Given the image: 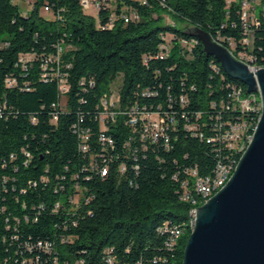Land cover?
<instances>
[{"label":"trees","instance_id":"1","mask_svg":"<svg viewBox=\"0 0 264 264\" xmlns=\"http://www.w3.org/2000/svg\"><path fill=\"white\" fill-rule=\"evenodd\" d=\"M83 1L35 0L25 13L19 0H0V264H184L193 209L180 199L185 170L212 174L231 154L209 142L217 123L255 129L261 117L260 99L207 51L199 32L264 68V0L247 22L229 0H96L98 19ZM47 5L51 18L41 14ZM23 55L32 57L26 68ZM117 79L124 106H146L174 123L171 148L162 139L143 146L129 115L103 114L101 100ZM238 87L258 110L231 105ZM102 134L114 147L104 148ZM92 163L108 166L109 176L99 177ZM79 189L88 200L72 215ZM167 223L189 224L169 238L161 231ZM47 242L52 252L40 247Z\"/></svg>","mask_w":264,"mask_h":264},{"label":"water","instance_id":"2","mask_svg":"<svg viewBox=\"0 0 264 264\" xmlns=\"http://www.w3.org/2000/svg\"><path fill=\"white\" fill-rule=\"evenodd\" d=\"M207 51L229 75L260 93L262 116L228 184L197 208L184 264H264V69L252 72L211 37L199 32Z\"/></svg>","mask_w":264,"mask_h":264},{"label":"built area","instance_id":"3","mask_svg":"<svg viewBox=\"0 0 264 264\" xmlns=\"http://www.w3.org/2000/svg\"><path fill=\"white\" fill-rule=\"evenodd\" d=\"M260 0H232L230 4H238L242 13V17L244 22H247L249 19L252 18V10L254 6L259 3ZM25 3V0H19V5L21 6L22 10L24 11L25 7L21 4ZM31 7H27L25 10L30 11L34 9L32 7V2L29 1ZM96 4V2H95ZM94 4V5H95ZM84 7H90L88 0L83 1ZM93 5V4H92ZM85 7V8H86ZM262 7V6H261ZM45 13L53 14V9L51 6L47 5L42 8ZM264 10V5H263ZM25 12V11H24ZM27 13V12H25ZM128 21V20H127ZM61 53V51H59ZM32 61V57L28 55H23L19 58V63L26 68L27 65ZM49 64V60H47ZM47 69V66H44ZM48 75L45 74V77ZM6 83L9 86H14L17 84V80L14 78H8ZM61 92L64 93L68 91V84L61 80L60 86ZM119 89L118 94L112 93L110 95H105L102 98V105L104 108L103 114L106 115L108 118L112 120H116L117 117L121 116L122 114L129 115V119L127 124L130 127H133V133L136 134L138 132L139 139L144 142L142 143L143 146L150 143H157L160 139L164 140L166 148H171L172 146V138L169 134V130L172 124H168L166 118L161 115L159 111L154 109L149 110L146 106L140 107L138 105H133V107H126L123 104L122 94ZM157 93H155L156 95ZM150 96L154 95L153 92L143 93V96ZM184 97V96H183ZM231 105L241 111L242 113L250 112L252 110H258L256 108V103L253 102V98L247 96V92L243 87H238L234 94L231 101ZM185 117V116H184ZM139 119H142L143 126L142 128L138 129L136 127L138 125ZM217 132L213 139L209 140L210 143L215 141H220L222 144L225 145V149H227L231 154L227 156L226 160H220L217 163L216 168L213 170L212 174H201L197 167H188L185 170L186 178L181 182L180 188L182 194H180V199L183 202H186L193 206V209L190 211L189 216H191L192 222V215H197V207L203 206V199H207L209 194H212V191L217 189V185L221 184V180L224 179V176L227 175V171L233 166V159L236 158L238 155L239 149L245 146L244 144V136H248L251 134V129L248 128V124L243 122L241 124H230L229 127H225L224 125L217 123L214 127ZM91 140V134H84L82 136V142L80 144V150L83 153L90 152L89 150V142ZM152 142H151V141ZM105 149L110 147H114L115 140L112 136L102 134L98 140ZM145 148L148 149L146 146ZM93 159V157H91ZM92 171H96L97 175L101 178H106L109 176L110 171L108 166H99L98 164H91ZM125 170V167H122V171ZM174 180L180 181V175L176 174L173 177ZM88 200L86 196V191L84 189H79L77 196L70 199V208L68 210L69 214L77 215L79 210L83 207L84 203ZM60 205H57L59 208ZM189 223H181L179 227H172V224L167 223L161 228V231L168 234L169 238H174L176 233H186V226ZM168 245V242H167ZM40 247L46 249L48 252H52L54 250L53 245L50 243H40ZM170 249V247H168ZM79 264H84V262H80ZM111 264V260L109 261Z\"/></svg>","mask_w":264,"mask_h":264},{"label":"bare ground","instance_id":"4","mask_svg":"<svg viewBox=\"0 0 264 264\" xmlns=\"http://www.w3.org/2000/svg\"><path fill=\"white\" fill-rule=\"evenodd\" d=\"M229 2H232V0H229ZM215 43V42H214ZM247 43H249V40H248V42ZM217 44V43H216ZM219 45V44H218ZM220 46H222V45H220ZM224 47V46H223ZM227 49V48H226ZM228 50V49H227ZM229 51V50H228ZM230 52V51H229ZM231 53V52H230ZM232 54V53H231ZM233 56V55H232ZM234 57V56H233ZM235 58V57H234ZM236 59V58H235ZM238 60V59H237ZM240 61V60H239ZM242 62V61H241ZM244 63V62H243ZM246 64V63H245ZM248 65V67H249V69L252 71V72H257V71H259V70H261V69H264V68H256V67H254V66H251V65H249V64H247ZM254 94H256L257 95V97L260 99V101H261V116H262V108H263V104H262V99H261V95H260V93H254ZM260 119H261V117H260ZM260 119H259V121H260ZM259 123V122H258ZM258 125V124H257ZM256 129H257V126L255 127V129H254V131H253V134L252 135H248V136H244V144H245V146L244 147H242V149H239V152H238V154H241V157H240V160H241V158H242V156H243V154L246 152V150L248 149V147H249V145H250V143H251V141H252V139H253V136H254V133H255V131H256ZM240 160L239 161H236V160H234L233 161V166H232V168H230L229 169V171H227V175L226 176H224V179L223 180H221V184L220 185H217V189H215L214 191H212V194H209V197H207V199H203V200H205V202H204V204H206L211 198H213L219 191H221L227 184H228V182L231 180V178H232V176H233V174H234V172H235V170L237 169V166H238V164H239V162H240ZM203 204V205H204ZM196 221H197V215H192V222H191V224H190V226H191V230H192V232L194 231V228H195V224H196ZM181 235V233H176V237H179Z\"/></svg>","mask_w":264,"mask_h":264},{"label":"rangeland","instance_id":"5","mask_svg":"<svg viewBox=\"0 0 264 264\" xmlns=\"http://www.w3.org/2000/svg\"><path fill=\"white\" fill-rule=\"evenodd\" d=\"M29 1L30 2H34L35 0H25V3H23L21 5L23 7H25V9L27 7H31L30 4H29ZM88 2H89L90 7L88 9H86L87 13L89 15L94 16L96 19H98L99 9L95 5L91 6L92 4H95L96 0H88ZM32 7H33V5H32ZM25 9H24L25 12H28V13L31 12V10L27 11ZM41 14L44 15L45 17H47V18H51L52 17L51 14L45 13L43 9H41ZM165 19H166V22H169V20H170L167 17ZM240 61H242V62H244L246 64H249V63L245 62L244 60H240ZM120 87H121L120 86V79L115 80V82L113 83V93L115 94V96L118 94Z\"/></svg>","mask_w":264,"mask_h":264}]
</instances>
